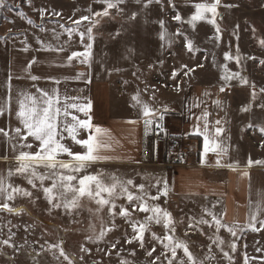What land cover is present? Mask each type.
<instances>
[{
	"label": "rangeland",
	"instance_id": "obj_1",
	"mask_svg": "<svg viewBox=\"0 0 264 264\" xmlns=\"http://www.w3.org/2000/svg\"><path fill=\"white\" fill-rule=\"evenodd\" d=\"M124 2H127L131 11L138 13L139 17L131 20L120 18L122 40L146 42L151 39L157 24L164 29L167 26L169 33H163L161 38V32L160 41L179 49L189 65L198 68L195 83L210 85L216 90L218 99L225 103V108H221V116L223 127L226 128L225 137L228 134L227 138L231 144L229 159H234L236 155L239 157L238 164H247L249 159L264 161V146H262L264 132H261V128H264V92L261 91L264 89V63H262L264 59L260 55L258 58L257 52L254 51L264 48L260 43L264 41V0H236L233 6L220 3L217 6L218 15L215 18V25L209 24L207 20H201L197 21L195 26L186 22L195 12L193 4L175 6L172 0L171 3L169 0H159V2L152 0L151 3L148 0H139V2L124 0ZM103 6L97 0H4V4L0 6V35H15L12 39L14 41L10 43L16 45L48 46L52 44L50 34L48 31H45V36L37 33V28L51 27V25L64 27L74 24L73 21L80 20L82 16H89V20H81L79 23L84 28H88L93 25V21L99 22L100 19L92 13ZM40 10L44 11L43 17ZM114 10L122 12L118 7L110 9L109 16L105 20L113 23ZM156 10L162 11L166 16L161 20L162 23L157 19ZM178 13L182 21L173 19ZM206 16L211 18L208 13ZM29 19L32 21L31 24L27 22ZM98 26L96 23L93 29L96 30ZM217 27L219 32L216 31ZM20 31L25 34L21 33L17 38V33ZM98 34L105 43L118 41V36L114 37L113 31L105 34L98 32ZM2 36L0 42L5 44ZM188 43L192 45L191 51L186 47ZM185 51L193 53V59L189 58ZM225 53L232 59L226 60ZM237 55L240 57L239 63L235 59ZM225 66L229 73L239 72L247 80V84L241 83L239 79L227 82L222 80ZM185 69L187 70L188 67ZM222 85L225 86L223 92L220 91ZM243 108L248 110L242 111ZM242 155L246 159L242 160ZM145 168L143 166L142 169L131 170L127 167L88 165L76 175L100 174L106 183L111 182L112 176L122 182L131 180L133 183L128 185V188L134 196L139 195L136 186L144 185L147 202L159 204L162 209L171 213L175 238L187 242L190 251L197 259L204 260L207 255L209 259L205 260L204 264H244L246 254L245 244L240 241L242 231L232 227L235 236L227 228H220L217 231L212 215H208V212H211L220 219L217 204H210L206 198L192 195L180 199L167 194L153 201L149 197L159 195V192L167 187L168 175L151 174L153 184L147 185L149 173L143 170ZM50 171L43 167L37 169L38 173L46 176ZM11 172L13 175L9 176L8 185L19 187L30 192L31 195L14 193V199L9 200L8 205L16 211L0 209V264H68V260L60 255V248L73 264H121V261H125L126 264H151V261L158 256L160 259L157 264H168L161 255L162 252L167 251L163 247V243L167 241L162 243L153 239V234L161 238L165 235L163 223L149 224V230L144 233L143 247L139 241L132 239L135 235L132 223H143L145 217L150 214L133 211L132 205L137 203L135 200L129 202L124 196L115 199V207L111 213L108 211L110 205H105L97 211L100 206L87 197L81 198L77 207L66 208L64 206L66 201L59 196L62 189L53 190L52 203H49L43 192V187L52 186V179H45L41 187V181L33 178L36 185L33 187L27 182L28 174L16 173V168ZM56 172L68 174L66 170L59 168ZM8 191H11V188H8ZM68 198H71L70 193ZM56 204H59V207L54 206ZM122 207L131 212L130 217L119 215ZM201 218L208 223L197 224L196 222ZM189 224H193L194 227L189 228ZM102 231L104 235L101 237ZM217 237L223 241V244L218 246L214 243ZM4 240H9L12 246L3 244ZM129 240L132 242L128 243ZM233 244L235 250L231 247ZM53 245L60 247L54 248ZM81 247L86 251H81ZM152 248L156 251L149 257L147 252ZM225 252L228 253L227 257L224 256ZM177 253L178 257H183L182 250L177 249ZM167 254L170 256V253ZM248 264H250L249 259Z\"/></svg>",
	"mask_w": 264,
	"mask_h": 264
},
{
	"label": "crops",
	"instance_id": "obj_2",
	"mask_svg": "<svg viewBox=\"0 0 264 264\" xmlns=\"http://www.w3.org/2000/svg\"><path fill=\"white\" fill-rule=\"evenodd\" d=\"M172 2L175 6H182L211 3L213 0ZM235 2L221 0L220 3L233 6ZM124 3L118 5L121 13L114 10L113 23L105 20L106 17H98L100 28L93 29L91 41L87 38V28L79 24L37 28V33L45 36V31H48L50 34L52 44L48 46L16 45L10 43L14 41L12 39L15 35H0L6 42H0V105L5 107L3 115H0V128L8 132V136L0 134V176L5 178V186L8 185L9 172L18 166L15 157L19 152H35L39 147V142L34 138L24 140L14 131L20 127L23 135L27 136L16 116L18 101L23 99L22 94L40 97L41 91L47 92L54 99H59L60 103L56 106L62 111L64 104L90 103L88 115L93 127L81 131L78 138H87L92 134L98 136L105 145L99 149V155L103 158L91 162L90 166H117L131 170H139L144 166L146 168L143 170L149 173L147 185L153 184L151 174H167L169 179L165 181L170 196L180 199L198 196L206 198L210 204H217L221 223L242 231L240 241L245 244L244 252L250 264H264V227L259 223L264 220V200L259 195L264 193V164L247 167V164H238L239 157L236 155L234 159H229L231 144L228 134L225 137L226 128L223 127L221 116L225 103L218 99L213 87L195 83L198 68L189 65L179 49L160 41L161 32L169 33L167 26L164 29L156 23L157 28H154L151 39L146 42L122 40L120 18L131 20L133 13L139 17L138 13L131 11L127 2ZM104 7L96 12L103 11ZM156 15L160 23L166 17L159 10H156ZM69 29L73 31L69 32ZM110 31L114 32V37L118 36V41L105 43L98 32L105 34ZM21 33L25 34L20 31L17 38ZM81 33L85 34L83 40ZM88 43L92 47L86 61L83 56L73 57L69 61L68 57L73 52H84ZM254 51L258 58L260 55L264 59V48ZM185 52L193 59V53ZM189 69L194 71L189 72ZM31 76L38 79L33 81ZM144 105L155 113L147 119L160 121L167 133L182 135L189 141L191 150L198 153L195 164L171 168L142 164ZM68 111L81 119L87 118L83 112L75 109L69 108ZM204 112L209 114L206 122L210 139L214 138L217 144L225 148L226 154L219 155V149L205 152L204 135L196 134L194 127L198 124L203 132L205 121L197 118ZM59 119L71 122V116H61ZM133 120L139 122L128 123ZM216 121H220V124L217 125ZM217 127L223 129L219 136L215 134ZM97 128L100 129L99 133H96ZM63 135L67 137L66 132ZM61 142L73 152L85 151L70 138ZM25 144H31L32 147H24ZM242 157V160L246 159ZM57 159L68 161L71 158L60 154ZM217 160L222 165H233L235 170L218 166ZM245 171L249 173L247 176L243 174ZM9 202L4 195H0V203ZM253 215L257 220L252 223L258 231L248 226Z\"/></svg>",
	"mask_w": 264,
	"mask_h": 264
},
{
	"label": "snow or ice",
	"instance_id": "obj_3",
	"mask_svg": "<svg viewBox=\"0 0 264 264\" xmlns=\"http://www.w3.org/2000/svg\"><path fill=\"white\" fill-rule=\"evenodd\" d=\"M98 3L103 4L105 7L103 11L93 12L92 15L95 17H107L109 16L110 9H116L119 4L124 3V0H97ZM139 2V0H137ZM149 3L152 0H148ZM159 2V0H157ZM221 0H213L211 3H195L194 8L195 12L190 16V18L186 21L188 24L195 26L197 21L207 20L209 24L215 25L217 13V6L220 4ZM171 3V0H169ZM4 4V0H0V6ZM147 7V5H145ZM206 13L211 15V18L206 16ZM41 17L44 15V11L40 10ZM22 15V14H21ZM55 15H60V13H55ZM135 17V13H133L132 18ZM89 16H82L80 20L73 21L74 24H79L81 20H89ZM176 21H182L181 15L178 13L173 17ZM29 24L32 21L29 19L27 21ZM97 21H93V25L87 28V38L89 41L93 39L92 32L93 27ZM73 31L69 29V32ZM216 31L219 32V28H216ZM84 33H81V40L84 39ZM163 38V34L162 37ZM262 46H264V41L260 42ZM92 44L88 43L85 46V51L73 52L70 57H68L69 61L72 60L73 57H81L83 56L85 61L89 56V50L91 49ZM186 47L189 51L192 50L191 43H188ZM27 50V49H25ZM225 59H232L227 53H225ZM237 63L240 61V57L237 55L235 57ZM84 62V61H82ZM264 63V61H262ZM31 65H29L30 67ZM198 67H203V65H198ZM194 71V69H189V72ZM224 75L221 77L225 82L231 81L234 79H239L241 83L247 84V80L240 75L239 72L229 73L227 67L224 68ZM188 73H185L187 75ZM175 75V72L173 73ZM11 79V77H9ZM33 81L37 80L38 77L31 76ZM225 86L222 85L220 91H224ZM264 92V89H261ZM23 99L18 101V109L16 110V116L19 120V123L23 126V130L26 131L27 136L23 135L22 129L20 127L15 128V133L17 136H20L22 139L27 140L28 137L34 138L35 141L39 142V147L35 152H19V155L15 157L18 161V166L16 167V173L28 174L27 182L35 187L34 179H38L41 181V187H43V181L45 179H52L51 187H43V192L45 196L48 198L49 203L53 202V190L56 188L62 189L60 191L59 196L63 198L66 202L64 206L67 207H77L81 198L87 197L96 202L98 207L97 211L100 210L105 205H110L108 211L111 213L112 209L115 207L114 200L120 198L121 196L126 197L129 202L135 200L137 203L132 205L133 211H140L144 213H150L145 217V221L143 223L133 222L132 228L135 233L132 239L140 242L141 247L144 246V233L149 230V224L155 222L156 224L163 223V226L166 230L163 238L156 236L153 234V239L162 242L167 241V243H163V247L166 252H162L161 255L165 257L168 264H204L205 260H208L209 257L206 255L204 260H199L197 257L190 251L187 242L183 240H179L175 238V226L174 221L172 219L171 213L167 210L162 209L159 204H149L145 199L146 192L144 185L136 186L139 190V195H135L129 190L128 185H132V181L128 180L126 182L120 181L117 177H110V183H106L100 174L97 175H76L82 172V170L86 169L87 166L98 159H102L99 155V149L104 147V143L100 140L98 136H94L89 134L87 138H78L81 131H88L93 126L90 123L91 117L88 115L91 105H77L73 104H64L63 111L60 107L56 105L60 103L59 99H54L47 92L41 91L40 97L31 96L27 93L22 94ZM255 93H253V96ZM133 99H137V97H133ZM198 107V105H195ZM75 109L78 112H83L86 119H81L75 115H72L68 109ZM247 108H243L242 111H247ZM5 111V107L0 105V115H3ZM155 113L149 106L144 105L143 107V120L145 126V133H147L149 125L152 124L151 119H147V117L154 116ZM208 113L204 112L201 117H198V120H204V130L201 132L199 125H195L196 134L204 135V144H205V152L209 151H217L219 149V155L226 154V149L222 148L221 145L217 144L214 138L209 137L208 135V124L207 117ZM71 116V122L68 120H60L59 118ZM139 121L133 120L128 121V123L136 124ZM216 124L219 125L220 121H216ZM159 127V125H156ZM223 131L222 128L217 127L215 129L216 136ZM67 133V137L63 135V133ZM100 129H96V133H99ZM261 132H264V128H261ZM0 134L4 136H8V132L4 131L3 128H0ZM70 138L72 142L77 145H80L85 151L83 152H73L70 147H68L65 143L61 141ZM264 146V145H262ZM24 147L31 148V144H25ZM60 154H66L71 159L68 161L58 160L57 156ZM7 159V157H4ZM253 164L262 165L264 161L257 160L253 161L251 159L247 162V167H251ZM218 166H226L235 170L233 165H222L220 160H217ZM43 167L51 170L49 174L46 176L44 174L38 173L37 169ZM66 170L68 174H64L63 172L57 173L56 169ZM30 173V174H29ZM247 176L249 173L245 171L243 173ZM13 175L10 171L9 176ZM53 177H55L53 179ZM76 182V183H73ZM8 188H11V191H8ZM22 194L24 196H30L31 193L25 191L19 187H13L12 185L5 186V178L0 176V195H4L6 200L14 199L13 194ZM71 194V198H68V194ZM168 194L167 187L161 192L159 195L151 196L149 199L156 201L160 199V196H166ZM262 200H264V193H259ZM59 207V204L54 205ZM0 209L7 210L10 212L16 211V209L10 208L8 203H0ZM119 215L122 217H130L131 212L127 208H121L119 211ZM208 215H212L213 221L216 225V230L219 231L220 228H227L229 232L232 233L233 236L236 235L235 231L232 227H228L221 223L220 219H218L211 212H208ZM257 217L255 215L250 217L249 227L252 228L253 231H258V229L252 223L256 221ZM197 224H207L208 221L201 218L196 222ZM261 227H264V220L259 221ZM194 227L193 224H189V228ZM171 233V234H169ZM101 237L104 235V232H101ZM187 235V233H186ZM131 243L132 241H127ZM3 244L12 246L9 240L2 241ZM214 243L223 244V241L220 240L219 237L216 238ZM54 248H59V245H53ZM115 247V245H113ZM232 249L235 250V245L233 244ZM177 249L182 250L183 257H178ZM211 250V249H209ZM81 251H86L83 247H81ZM156 251L155 248H152L147 252L149 257L153 256V253ZM260 251V249H257ZM170 253V256L167 254ZM60 255L64 257L65 260H68V264H73L72 260L65 254L64 250L60 248ZM224 256L227 257L228 253H224ZM160 257H156L155 260L151 261V264H157V261ZM121 264H126L125 261H121ZM244 264H248V258L245 257Z\"/></svg>",
	"mask_w": 264,
	"mask_h": 264
},
{
	"label": "built area",
	"instance_id": "obj_4",
	"mask_svg": "<svg viewBox=\"0 0 264 264\" xmlns=\"http://www.w3.org/2000/svg\"><path fill=\"white\" fill-rule=\"evenodd\" d=\"M197 157V151L191 150L190 143L186 138L182 135L167 133L160 121L152 120L147 133L143 126V164L160 165L165 168L190 166L195 164Z\"/></svg>",
	"mask_w": 264,
	"mask_h": 264
}]
</instances>
